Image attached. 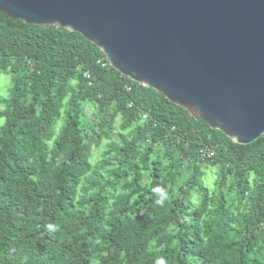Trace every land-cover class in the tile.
I'll return each instance as SVG.
<instances>
[{
  "label": "trees",
  "instance_id": "16d2710c",
  "mask_svg": "<svg viewBox=\"0 0 264 264\" xmlns=\"http://www.w3.org/2000/svg\"><path fill=\"white\" fill-rule=\"evenodd\" d=\"M0 74V264H264V135L236 144L79 33L2 12Z\"/></svg>",
  "mask_w": 264,
  "mask_h": 264
},
{
  "label": "water",
  "instance_id": "95a60500",
  "mask_svg": "<svg viewBox=\"0 0 264 264\" xmlns=\"http://www.w3.org/2000/svg\"><path fill=\"white\" fill-rule=\"evenodd\" d=\"M0 12L79 33L236 144L264 135V0H0Z\"/></svg>",
  "mask_w": 264,
  "mask_h": 264
},
{
  "label": "clouds",
  "instance_id": "9594fccd",
  "mask_svg": "<svg viewBox=\"0 0 264 264\" xmlns=\"http://www.w3.org/2000/svg\"><path fill=\"white\" fill-rule=\"evenodd\" d=\"M4 79L7 82V78H4ZM5 122H6L5 119L0 118V126H3ZM207 171L209 173V178H202L201 183H203L205 186H210L213 180L215 179V177L211 175L215 171V169L209 168ZM152 192L153 193H165V190L163 188L156 187L152 189ZM166 199H167V194L165 193L163 196H160L158 199L155 200V204L163 207ZM111 203L112 202L110 201V204ZM190 204L193 207H199V204H200L199 194L194 195V198L191 199ZM49 227H51V225H49ZM168 230L172 231V228L170 227ZM154 264H168V261L164 256L161 255L155 258Z\"/></svg>",
  "mask_w": 264,
  "mask_h": 264
},
{
  "label": "rangeland",
  "instance_id": "374dc122",
  "mask_svg": "<svg viewBox=\"0 0 264 264\" xmlns=\"http://www.w3.org/2000/svg\"><path fill=\"white\" fill-rule=\"evenodd\" d=\"M4 78H7V82ZM12 87V81H11V76L7 74H0V99L6 98L9 95L10 88ZM3 109L2 106H0V111ZM87 114L89 115L91 113V108L90 106L87 107L86 109ZM106 146V142H104L100 147H94L93 148V162H96L101 156V151L103 148ZM214 169V168H211ZM208 170V169H207ZM205 170V177L204 178H209V173L208 171ZM212 176L215 177L213 180L212 184L210 186H206L210 190H213L215 188V181L217 179V171H215L211 174Z\"/></svg>",
  "mask_w": 264,
  "mask_h": 264
}]
</instances>
